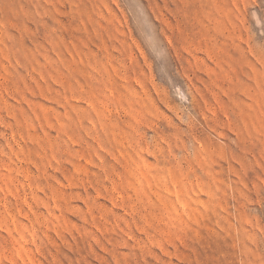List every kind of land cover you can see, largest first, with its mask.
Segmentation results:
<instances>
[{"label": "rangeland", "instance_id": "374dc122", "mask_svg": "<svg viewBox=\"0 0 264 264\" xmlns=\"http://www.w3.org/2000/svg\"><path fill=\"white\" fill-rule=\"evenodd\" d=\"M0 264H264V0H0Z\"/></svg>", "mask_w": 264, "mask_h": 264}]
</instances>
